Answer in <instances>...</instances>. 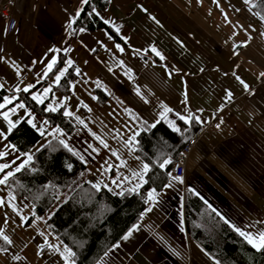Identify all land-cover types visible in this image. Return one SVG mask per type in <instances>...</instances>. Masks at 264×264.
<instances>
[{
    "label": "crops",
    "instance_id": "obj_1",
    "mask_svg": "<svg viewBox=\"0 0 264 264\" xmlns=\"http://www.w3.org/2000/svg\"><path fill=\"white\" fill-rule=\"evenodd\" d=\"M83 6L80 0H14L13 31H7V21L0 16V85H4L0 91H9L11 96L14 91L10 90L16 86L35 83L53 56L58 59L64 55L65 62L73 61L70 69L75 78L71 93L64 96L55 91L56 97L70 99L74 88L77 95L91 94L98 105L111 103L117 112L133 120L138 132L164 118L175 130L177 113L198 117L196 123L203 133L186 164L184 185L170 180L146 203V209L152 211L145 209L140 221L97 264H216L187 234L184 195L187 192L188 202L194 199L200 204L206 217L210 213L224 223L227 220L225 224L238 235L235 228L254 234L264 231V82L260 80L264 73V23L245 0H110L97 16L110 22L106 25L121 39L117 43L104 30L71 32L68 24ZM152 47L165 59L151 52ZM75 68L80 69L79 75ZM165 106L173 111L162 118ZM79 109L87 118L84 125L73 118L82 130L117 126L105 117L110 114L96 118L87 108ZM23 115L24 111L18 110L12 119ZM33 115L39 127L44 119ZM6 129L0 117V130ZM103 141L107 146L120 143L118 138L112 143ZM8 143L0 139V151L9 152L5 147ZM89 144L96 149L102 145L89 137L74 140L79 158L96 163L86 180L92 185L106 184L114 193L129 190L133 175L128 171L135 173L131 162L124 159L122 164L111 151L93 152ZM17 154L11 152L0 163L11 162ZM122 171L127 179L120 176ZM0 198L6 201V206L0 207V221L8 220V212L7 217L2 214L4 209L14 216L20 214L19 202H11L18 211L8 206L5 186H0ZM42 235V244L48 238L51 244L57 240L50 232ZM37 237H18V250L10 245L0 253L11 264H64L57 246L41 247ZM59 248L63 251L61 243Z\"/></svg>",
    "mask_w": 264,
    "mask_h": 264
},
{
    "label": "trees",
    "instance_id": "obj_2",
    "mask_svg": "<svg viewBox=\"0 0 264 264\" xmlns=\"http://www.w3.org/2000/svg\"><path fill=\"white\" fill-rule=\"evenodd\" d=\"M109 2L110 0H90V5H84V12L75 18L71 32L75 34L81 28L88 32L104 30L115 42L121 43L118 35L96 14H88L93 7L97 12L105 10ZM254 3L257 5L253 8L255 13L264 15V3L260 0H255ZM261 21L264 23V20ZM57 61L54 72L65 64V56L58 55ZM74 78L73 70L69 69L61 81L62 86L54 91L64 96L69 95ZM49 79L40 82L33 91L41 89ZM8 92L0 91V97ZM16 95L26 101L29 110L36 116L48 119L49 126L59 127L67 135L76 130L75 119L63 116V109L57 113H47L44 111L45 105L35 104L29 94ZM175 123L179 131L173 130L165 118L154 128L149 125L141 128L135 137L133 154L142 165L135 173L142 172L143 165L148 164L150 170L144 175L147 183L139 179V186L134 191L127 189L120 193L111 192L103 186L97 191L85 178V162L77 154H73L74 151L65 149L56 139H50L51 144L47 141L39 152L32 153L33 161L25 170L17 173L6 187L9 193L16 196L13 202H19L20 205L25 203L30 207L31 214L25 225H29L34 219L43 218L56 201L66 194L65 200L44 220V226L63 247L67 245L76 253L75 264H97L140 221L146 209L148 192L155 189L158 193L167 185L171 180L173 163L183 146L200 129L194 120L186 124L176 119ZM42 138L39 131L26 122H21L7 141L16 145L19 152L29 153ZM166 160L168 163L163 168L160 167ZM184 200L187 234L197 241L215 263L218 260L221 264H264V252L253 249L217 216L208 213L206 217L200 204L198 206L194 199L188 202L187 192ZM0 247L9 249L10 245H5L0 240Z\"/></svg>",
    "mask_w": 264,
    "mask_h": 264
},
{
    "label": "snow or ice",
    "instance_id": "obj_3",
    "mask_svg": "<svg viewBox=\"0 0 264 264\" xmlns=\"http://www.w3.org/2000/svg\"><path fill=\"white\" fill-rule=\"evenodd\" d=\"M82 5H90V0H80ZM214 2L218 3V0H214ZM261 3H264V0H260ZM245 4H251L253 8H255L257 5L255 3H252V0H245ZM84 12V8L81 7L78 9L76 12L75 16L79 17L81 13ZM89 15L91 14H96L99 15V13L96 11V9L93 7L91 10V13H88ZM256 15L260 16L261 20H264V15H260V13H256ZM227 19V17H226ZM75 22V18H73L72 21L69 22L68 27H72V23ZM105 24H109L110 22L108 20L103 21ZM85 29L81 28L80 31L83 32ZM117 33H119V29H116ZM247 46V45H244ZM116 48L120 51L123 52L124 49L121 47V45L117 44ZM70 51V49H68ZM151 52H153L157 57H159L161 60H164L165 57L161 54L160 51H158L155 47L151 48ZM0 59H3L0 57ZM35 63V62H34ZM58 61L55 56L52 57V59L45 65L42 73L37 74L38 79L36 80L35 83H29L25 85L24 87L16 86L14 90V93H24V94H29L31 101L35 102L37 105H45L44 111L47 113H57L61 109H63V116L65 117H73L74 113L72 111L67 110V100L69 99L68 97H65L64 99H59L56 97L55 88L61 87V81L66 77V75L69 72V69L73 67V61L72 60H67L65 62V67L56 69L54 72V68L57 65ZM121 65H123V61L120 62ZM74 71L76 72L77 75L80 74V69L75 68ZM129 71H131L129 69ZM50 74H52V82L48 84L47 87H44L41 90L33 91V89L37 88V85L42 81V80H48L50 78ZM17 75H20L19 69H17ZM261 75H264L262 73ZM239 79V77H237ZM243 83V81H241ZM97 86L99 87V83L97 82ZM4 85H0V89H3ZM74 88V85H72ZM245 88L248 86L245 84ZM137 93L139 94V89H137ZM229 98L231 97V94L229 93ZM95 99V97H93ZM0 117H2L3 121L6 122L7 124V129L6 131L0 130V139H3L5 141L8 140V137L10 134L13 133L14 130L18 128V125L21 122H26L27 124L31 125L32 128L38 129L40 135L42 137L45 136H51L53 139H56L60 145H62L65 149H67L69 152H73V148L69 146V143L67 142V134L59 127H53L51 130H48L46 126L49 124L48 119H44L39 122V127L38 124L35 122L36 117L33 115V112L29 110V106L26 103V101L21 97L17 96L15 94L8 96L5 95L3 97H0ZM46 101L48 103L46 104ZM82 107H87V105H81ZM18 110H23L24 115L19 116L16 120H13L12 117L17 115ZM90 111V109H89ZM173 109L164 107V112L161 113V117L163 118L165 113H170L172 112ZM178 119L181 121H184L186 124L195 120L196 122H199L198 117H192L191 115L185 116L182 114L177 113ZM25 117H27V120H25ZM75 119L82 125H84V121L80 119V117L76 116ZM156 124L153 123L151 127H155ZM86 127V125H85ZM176 131H179V128H175ZM95 136V134H93ZM63 137V138H61ZM97 140H99L100 144H102L104 147H107V144L100 139V137L95 136ZM132 140L135 139V136L131 138ZM49 144L52 143L51 140L48 141ZM127 143V142H126ZM6 148L9 149V152H4L0 151V159H4L7 157L11 152H17L18 154L16 155V158L12 160L11 162H4L0 163V186H9L10 180L14 179L16 177L17 173H21L23 170L27 168L30 162L33 161V154L28 153V152H19L18 149L16 148V145L8 143L5 145ZM43 147V146H41ZM89 148H92V145H88ZM41 148H36V151L39 152ZM93 152H97L98 150L96 148H92ZM73 154H77L73 152ZM113 156H116L117 154L115 152L112 153ZM21 157H26V159H23L19 164H17V160H21ZM83 159V157H81ZM168 161H164L160 165V167H164V164H167ZM13 165H16L13 168ZM105 165H107V161H105ZM69 168H71V165H69ZM107 170V168H105ZM149 165L144 164L143 165V170L142 172L134 173V176H138L140 180H142L144 183H147V181L144 180V175L149 172ZM127 179V177H125ZM174 179L179 180V177H175ZM113 183H117V181L113 180ZM139 186V185H138ZM93 188H95L97 191H100V185L99 184H93ZM104 187H108V185H104ZM130 191H134V189H130ZM156 195V190L152 189L151 191L148 192V199L145 201V203H148L149 201H153L155 199ZM16 199V196L12 193H9V199L7 201L8 206H11L13 208V211H18L16 208L15 204H12L11 202ZM6 206V201L4 198H0V207H5ZM152 209L149 207L146 209V212H150ZM215 211V210H214ZM217 215H219L217 213ZM22 220H25L24 217H21ZM225 223L227 224L228 221L225 220ZM235 228V226H233ZM235 230L239 233L241 237H243L248 244L252 246L253 249H255L258 252H264V231H257L255 234L251 232H246L243 230H240L239 228H235ZM128 235H131V232H129ZM125 239L128 237L125 236ZM0 240L4 242L5 245H11L12 241L10 238L4 234L2 230H0ZM49 247H54L49 245ZM0 251H7L6 247H0ZM56 251L59 253L61 258L64 261V264H75V256L76 253L67 245L64 246L63 251L60 250L59 247H56ZM107 255V253H105ZM13 259L19 260V256H13ZM216 264H221L220 261H216Z\"/></svg>",
    "mask_w": 264,
    "mask_h": 264
},
{
    "label": "rangeland",
    "instance_id": "obj_4",
    "mask_svg": "<svg viewBox=\"0 0 264 264\" xmlns=\"http://www.w3.org/2000/svg\"><path fill=\"white\" fill-rule=\"evenodd\" d=\"M74 91H75V95L70 97L69 105H68V110L74 113L73 117L78 116L80 117L81 120L83 119L87 120L83 112H81V110L79 109L81 104H83V105H87L86 107L87 110L89 111L90 109L89 112L96 118L97 117L101 118L106 113L110 114L105 117L114 120L117 126H115V129H114L112 128V124H110L107 126V130L100 129L99 131H92V132L91 130L90 131L82 130L83 127L78 128V126H76V130L72 134L67 135V142L69 143V146L73 148V151L75 153H77L76 152L77 148L76 146H74V140L77 141L78 139H82V137L84 138L89 137V138L96 139L95 136H98L102 140L111 141V143L114 141V139L118 138L120 140V141H117V142H120L118 145L114 146L113 143L111 144L113 146L104 147L103 145H101L97 147V149L101 151L100 152L101 154L105 153L104 151L106 152L111 151L110 152L111 154L115 152L117 154L116 155L117 159H119L122 164H124L122 162V160L124 159L125 161L127 160L130 161L134 172H136V170L139 169L138 167L141 166L142 164L138 159L137 160L139 163L137 162L133 154V149H134L133 144L135 142V139L132 140L131 138L133 136L136 137L138 133V129L136 127L135 122L133 120H130V118H128L127 116L121 115V113L117 112V109H114V106L111 103L107 104L105 107H102L98 105L96 102H94L93 98H91L92 97L91 94L90 96L85 94V97H84L81 92L79 93V95H77L78 89L74 88ZM81 96L83 97V99L80 98ZM57 97L61 100L64 99L62 96H57ZM113 109H114L115 114H112ZM93 134H95V136ZM52 138L53 137L51 136L43 137L39 141V143L36 144L31 149L29 153H33L34 151H36V148H40L42 145H44L47 141H49ZM22 158L26 159V157H22ZM94 158H95V155L93 159ZM84 161L87 165V169H86V175H87V173L91 171V167L93 166L96 167V163L93 162L90 158H87ZM131 165L129 164V167ZM128 172L133 175V173H131L130 171ZM120 176L123 178L127 177L126 173L123 171L120 173ZM139 181L140 180L136 176L133 175V178L131 179L129 183V189H134L135 187H137ZM65 198H66V194L62 195L43 218L34 219L31 221L29 225H25V222L31 214V211H30L31 209L25 203H21V205H19L21 209H20V214L18 216H14L12 215L11 211L9 210L7 211V209L6 210L4 209L2 210V214H4L7 217V212H8V220L5 222L0 221L2 224L5 225L4 226L0 224V230H2L4 234H6L10 238V240L12 241L11 245L13 246L15 250H18L17 238L22 237L26 234H30V235L36 234L37 236H39L37 237V239H39V244L42 245L41 247H45V246L49 247V245L59 247L60 242L58 240L53 239L51 241L53 242V244L50 243L49 238H48V241L46 240L47 242H44L43 244L41 243V241L45 239V237H43L42 234H46V232H49L44 226V220L48 218L54 212V210L58 207V205H60L65 200ZM21 217H24L25 220H22ZM32 237H35V236H32ZM0 264H11V263L7 257H2L0 253Z\"/></svg>",
    "mask_w": 264,
    "mask_h": 264
},
{
    "label": "built area",
    "instance_id": "obj_5",
    "mask_svg": "<svg viewBox=\"0 0 264 264\" xmlns=\"http://www.w3.org/2000/svg\"><path fill=\"white\" fill-rule=\"evenodd\" d=\"M14 0H2L0 3V16L5 18L7 21V31L10 33L15 28L16 22L12 17V6ZM9 28V29H8ZM260 80L264 82V75L261 76ZM214 120H217L218 115L214 114ZM215 129L219 127V125L215 124L213 126ZM203 133V129H198L195 134L188 140V142L183 146L179 157L175 160L172 166V170L170 173L171 180L175 181L177 184L183 186L185 182V168L188 162L189 156L193 149L195 148L198 138ZM175 177H179V180L174 179Z\"/></svg>",
    "mask_w": 264,
    "mask_h": 264
}]
</instances>
